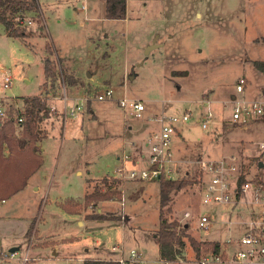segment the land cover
I'll return each mask as SVG.
<instances>
[{"label":"rangeland","instance_id":"1","mask_svg":"<svg viewBox=\"0 0 264 264\" xmlns=\"http://www.w3.org/2000/svg\"><path fill=\"white\" fill-rule=\"evenodd\" d=\"M39 1L47 32L39 29L44 21L36 14L22 23L34 31L31 36L9 37L0 24V104L24 110L23 97L42 94L51 108L40 124L45 135L39 142L41 168L25 189L0 202V264H83L86 258H126L132 249L140 250L148 264H173L159 262L155 242L158 181H139L131 196L124 184L115 200L97 206L85 205L84 196L104 177L136 181L128 173L147 163L136 162L144 138L160 123L123 109L118 99L124 96L143 100L146 116L192 109L194 116L174 136V158L180 165L175 177L193 178L201 157L235 156L249 164L245 155L259 152L264 122L234 125L229 100L241 76L251 79L248 94L264 85V73L253 64L264 60V0H127L125 19L107 18L104 0L98 1L91 18L80 3L75 9L74 0ZM154 39L157 46L147 51ZM51 40L68 59L59 58L62 64L54 51L46 50ZM47 55L56 72L61 67L64 72L43 88ZM71 66L81 76L78 80ZM91 70L92 81L87 77ZM4 73L13 79L9 88L3 86ZM107 89L113 90V97L98 100ZM206 98L215 114L208 129L197 122L198 106ZM81 102L80 113H67L66 104L71 108ZM144 151L148 157L149 149ZM120 167H125L123 173ZM200 183L174 195L169 218L182 219L188 235L198 242L242 236L250 225L248 204H206ZM69 202L77 213L66 211L63 205ZM185 211L192 214L188 220ZM96 215L108 219L99 221ZM203 215L212 220L207 229L198 227ZM34 219L35 229L28 236ZM184 239L183 253L174 264H200L202 250L198 254L190 238ZM113 245L120 251H113ZM12 248L18 250L13 253Z\"/></svg>","mask_w":264,"mask_h":264},{"label":"built area","instance_id":"2","mask_svg":"<svg viewBox=\"0 0 264 264\" xmlns=\"http://www.w3.org/2000/svg\"><path fill=\"white\" fill-rule=\"evenodd\" d=\"M12 77L4 73V88L11 87ZM249 80L241 76L235 86V92L229 100L231 107V117L229 121L234 125H248L256 120L264 122V98H250L247 96ZM113 97V90L107 89L98 96V100H106ZM119 105L140 119L151 118L152 121L160 123L158 129H153L147 139L146 144L149 149L147 164L139 169H132L128 176L134 180L158 181L162 176L167 179L175 178L178 172V163L174 158L173 140L181 126L189 123L194 116L192 109L188 108L181 114H166L164 112L146 116L147 106L143 100L129 99L124 96L118 99ZM211 100L206 98L198 106L197 122L204 129H208L215 114L211 108ZM84 102L76 103L71 108L67 104L65 109L71 116H75L83 109ZM7 116L4 103L0 104V120ZM20 121H23L21 118ZM259 153L255 156L263 166H258V162L249 165L244 171V163L241 158L230 156L221 159L198 160L199 171L202 173L200 186L203 188L202 200L206 204L218 203L222 205L237 206L248 204V214L250 216L249 228L240 237L227 239L220 242L219 251L213 249H202L200 264H225L233 261L237 264H264V141L260 144ZM130 155L125 156L129 160ZM254 167V169H253ZM125 167L118 168V172L123 173ZM242 175L245 181L240 182ZM192 217L190 211H185L184 219ZM180 222H185L181 219ZM212 220L208 215H203L198 220V227L209 228ZM119 246H113L114 251H120ZM28 261V257L25 258ZM117 261L120 264H148L142 253L132 249L129 257H120Z\"/></svg>","mask_w":264,"mask_h":264},{"label":"trees","instance_id":"3","mask_svg":"<svg viewBox=\"0 0 264 264\" xmlns=\"http://www.w3.org/2000/svg\"><path fill=\"white\" fill-rule=\"evenodd\" d=\"M106 3V17L109 19H125L127 17V0H104ZM36 14L42 17L44 23L39 22V29L46 31V19L43 8L39 0H0V24H3L6 34L12 38H23L31 36L34 31L24 26L22 23L27 15ZM47 36V35H46ZM48 52L54 51L57 54L53 41L46 44ZM57 59L59 57L57 56ZM61 59V58H60ZM59 59V64H62ZM47 81L43 84L46 88L51 80L61 78L64 70L56 72L49 56L43 59ZM254 66L264 73V60H254ZM71 79L70 83H74ZM69 82V81H68ZM25 103L24 110L14 109L11 106L6 108L7 116L0 120V202L8 200L18 192L22 191L29 184V180L42 166L44 158L41 153L42 146L39 142L43 141L45 135L40 132V124L47 117L50 108L48 97L36 95L23 97ZM23 121H20V119ZM259 158L251 157L247 165L244 163V171L248 170L249 165L258 162ZM260 166V162L257 163ZM202 173L198 171L193 178L175 177L167 179L162 176L158 182L160 185L159 200V227L155 233V242L159 246V258L166 263H175L179 255L183 253L186 244L184 237L190 238L192 244L200 254L202 249H213L219 251L220 242L212 240L196 241L187 233L185 224L179 220L170 219L168 214L173 211L174 195L187 185L200 183ZM119 178L104 177L101 183L94 185L92 190L87 191L84 196V204L97 206L99 202L115 199L119 193ZM245 181L242 175L240 182ZM75 204L70 202L64 204V208L69 213H77ZM95 219H108L105 215H96ZM35 219L27 232L31 236L35 229ZM83 264H120L114 259L86 258Z\"/></svg>","mask_w":264,"mask_h":264},{"label":"crops","instance_id":"4","mask_svg":"<svg viewBox=\"0 0 264 264\" xmlns=\"http://www.w3.org/2000/svg\"><path fill=\"white\" fill-rule=\"evenodd\" d=\"M75 1V4H74V7H75V9L76 10H78L79 8H78V4L80 3V5H81V9L82 10H84V11H86V14H88L89 16L88 17H92V14H93V12L95 11V8H96V4L98 3V1L99 0H74ZM53 41V40H52ZM154 43H156V40L154 39V41H153ZM53 43H54V41H53ZM157 44V43H156ZM54 46H55V48H56V51H57V56L59 57V58H61L64 62L66 61V57H63L61 54H60V51H59V48L56 46V44L54 43ZM68 60V59H67ZM63 62V63H64ZM72 67V66H71ZM91 67V66H90ZM71 70L73 71V73H74V77L78 80L79 78H81V76H79L77 73H76V71L74 70V68L72 67L71 68ZM89 76H91L90 77V81H92V78H93V80H94V73H93V71L91 70V71H88V75H87V77H89ZM247 77V76H246ZM131 78H133V77H131ZM248 80H249V85H250V82H251V79H249L248 78ZM74 82V81H73ZM71 84H74V83H71ZM251 92L248 94V92H249V87H248V89H247V96H250V98H264V85H262V86H260V87H254L252 90H250ZM233 95V94H232ZM231 95V96H232ZM91 112L92 113H94L93 112V109H91ZM78 113H80V112H78ZM155 113H160V111H152V113L150 114V115H153V114H155ZM182 113V112H181ZM149 115V116H150ZM259 122H263V121H261V120H256V121H254V122H252V123H259ZM185 125H187V124H185ZM185 125H183V126H185ZM181 129V128H180ZM152 130H150L149 132H148V135H149V133L151 132ZM179 132H180V130L178 131V133L175 135V136H177L178 134H179ZM148 137V136H147ZM147 137L146 138H144V140H143V152L140 154V157L138 158V160H137V164H141V162H143V164L142 165H144V160H145V158L147 157L146 156V151H144V148H147V144H146V139H147ZM135 147L137 146L136 144L134 145ZM189 146V145H188ZM184 150H185V148H184ZM135 151V148H134V150H133V152ZM187 151H188V148L186 149V154H187ZM259 152H257L256 154H254L253 156L251 155V154H247V155H245V156H247V158H251V157H255L257 154H258ZM188 155V154H187ZM187 157V156H186ZM186 157H179V158H181V160H185V158ZM202 158V157H201ZM243 158H245V157H243ZM200 159V158H199ZM186 162V161H185ZM184 162V163H185ZM131 163H133V162H131ZM135 164V163H134ZM147 164V163H146ZM178 167L180 166V165H177ZM182 166V165H181ZM178 170V169H177ZM179 171V170H178ZM178 173V172H177ZM118 178V177H117ZM139 181H141V180H136V181H133V180H129V181H126V182H123L122 180L120 181V184L118 185V189L120 190V191H122L123 190V187H122V185H124V184H126L127 186L125 187V191L126 192H128V190H129V192L128 193H130V196L136 191V190H138L139 189V187L137 186L138 184H140V182ZM145 183L146 182H148V181H144ZM144 183V184H145ZM159 183V182H158ZM92 188L93 187H90V189L88 190V191H90V190H92ZM159 188H160V185H159ZM160 190V189H159ZM87 192V191H86ZM112 200H115V199H112ZM112 200H107V201H112ZM107 201H103V202H107ZM4 201H2V203H3ZM104 203H102V205H103ZM99 205V204H98ZM102 206H100V208H99V211H102ZM99 221H103V219H100ZM185 226L186 227H188V225L185 223ZM114 246V245H113ZM113 248V247H112ZM113 250V249H112ZM114 251V250H113ZM138 251H140V250H138ZM141 252V251H140ZM54 254H57L56 252L54 253ZM158 254H159V246H158ZM142 256H143V254H142ZM159 256V255H158ZM121 256H119V255H117V256H113V255H111L110 256V258H106V259H114V260H118L119 258H120ZM143 258H144V256H143ZM102 259H104V258H102ZM147 262H148V260L146 259V258H144ZM84 261V260H83ZM159 262L160 263H162L163 261H161L160 260V258H159Z\"/></svg>","mask_w":264,"mask_h":264},{"label":"water","instance_id":"5","mask_svg":"<svg viewBox=\"0 0 264 264\" xmlns=\"http://www.w3.org/2000/svg\"><path fill=\"white\" fill-rule=\"evenodd\" d=\"M156 46H157V44H156V43H154V45H153V46H152V45H149V46H148V49H147V51H148L149 49H152V48L156 47ZM260 166L262 167V166H263V164L261 163V164H260ZM17 250H18V248H12V249H11V252H13V253H14V252H16Z\"/></svg>","mask_w":264,"mask_h":264}]
</instances>
